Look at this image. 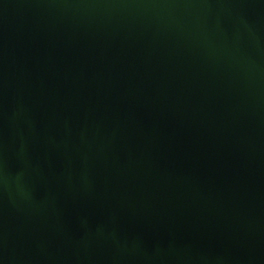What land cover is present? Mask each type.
<instances>
[{
    "label": "water",
    "instance_id": "obj_1",
    "mask_svg": "<svg viewBox=\"0 0 264 264\" xmlns=\"http://www.w3.org/2000/svg\"><path fill=\"white\" fill-rule=\"evenodd\" d=\"M0 264H264V0H0Z\"/></svg>",
    "mask_w": 264,
    "mask_h": 264
}]
</instances>
